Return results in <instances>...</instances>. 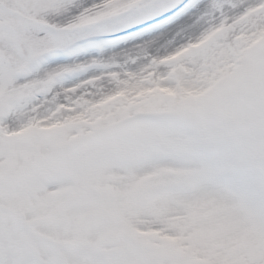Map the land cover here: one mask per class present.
I'll return each instance as SVG.
<instances>
[{"label": "snow or ice", "instance_id": "6c2138e0", "mask_svg": "<svg viewBox=\"0 0 264 264\" xmlns=\"http://www.w3.org/2000/svg\"><path fill=\"white\" fill-rule=\"evenodd\" d=\"M0 264H264V0H0Z\"/></svg>", "mask_w": 264, "mask_h": 264}]
</instances>
